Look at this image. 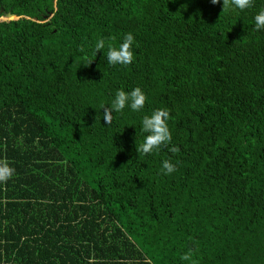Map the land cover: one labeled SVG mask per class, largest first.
<instances>
[{
	"label": "trees",
	"instance_id": "1",
	"mask_svg": "<svg viewBox=\"0 0 264 264\" xmlns=\"http://www.w3.org/2000/svg\"><path fill=\"white\" fill-rule=\"evenodd\" d=\"M261 9L0 0V19L16 17L0 20V159L15 169L0 184V264H190L189 250L197 264H264ZM127 33L133 62L109 65ZM136 87L144 108L106 125L102 106ZM157 109L171 143L138 153Z\"/></svg>",
	"mask_w": 264,
	"mask_h": 264
},
{
	"label": "clouds",
	"instance_id": "2",
	"mask_svg": "<svg viewBox=\"0 0 264 264\" xmlns=\"http://www.w3.org/2000/svg\"><path fill=\"white\" fill-rule=\"evenodd\" d=\"M212 5L220 3V0H210ZM253 7V0H222V11L235 8L240 11H244ZM255 29L257 31L264 30V9H261L254 17ZM134 43V36L131 33L125 34L122 43L119 48L109 47L107 52V62L109 65H122L127 66L133 62L134 54L132 45ZM105 47V41L100 39L95 44L94 55ZM92 60H89V65ZM86 65V66H87ZM146 95L141 88L136 87L130 92L124 90H118L114 99L110 105H104L103 120L106 125H110L113 119V113H122L125 107H130L132 111H141L146 102ZM170 119V113L167 109H157L150 116H144L142 120L143 133H147L143 142L136 147L138 153L144 155H150L158 153L161 147H167L172 140V134L168 127V120ZM171 153H179V148L175 145L168 149ZM177 170L176 166L166 159L162 162V173L164 175H170ZM15 175V169L10 166L7 159H0V184H6ZM193 251L186 252L181 259L190 264H197V261L193 258ZM89 264H96L94 258H90Z\"/></svg>",
	"mask_w": 264,
	"mask_h": 264
},
{
	"label": "water",
	"instance_id": "3",
	"mask_svg": "<svg viewBox=\"0 0 264 264\" xmlns=\"http://www.w3.org/2000/svg\"><path fill=\"white\" fill-rule=\"evenodd\" d=\"M13 18H16L14 15H12L11 13L9 12H6L3 14L2 18L0 20H5V19H13Z\"/></svg>",
	"mask_w": 264,
	"mask_h": 264
}]
</instances>
